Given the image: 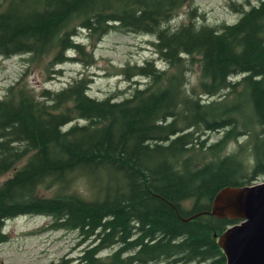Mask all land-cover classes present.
I'll use <instances>...</instances> for the list:
<instances>
[{"label": "trees", "instance_id": "trees-1", "mask_svg": "<svg viewBox=\"0 0 264 264\" xmlns=\"http://www.w3.org/2000/svg\"><path fill=\"white\" fill-rule=\"evenodd\" d=\"M185 6L188 20L170 28ZM236 7L235 23L214 27L197 25L193 0H0V58H49L46 74L59 75L51 68L94 62L79 32L94 42L120 33L150 37L164 65L122 68L138 86L121 99L92 98L83 75L54 92L21 80L7 89L0 177L12 173L0 183V245L7 221L41 217L44 231L73 232L81 248L49 264L226 263L217 238L237 222L210 215L211 203L264 177V0ZM78 178L93 199L70 191Z\"/></svg>", "mask_w": 264, "mask_h": 264}, {"label": "rangeland", "instance_id": "rangeland-1", "mask_svg": "<svg viewBox=\"0 0 264 264\" xmlns=\"http://www.w3.org/2000/svg\"><path fill=\"white\" fill-rule=\"evenodd\" d=\"M258 0H193L196 9L195 18L197 25L221 26L233 24L238 20V11L230 8L236 5L237 10H248L257 5ZM190 6H185L178 11L177 16L171 21L170 28H177L188 20L187 13ZM76 42L86 47L85 51L92 52L94 62L89 66L79 61H69L51 68V71L61 73L46 74L45 63L49 58L39 63H29L26 56L0 58V99L6 95L10 86L21 80V83L31 88L36 94L42 90L58 91L66 87L74 79L81 75L90 80L88 95L98 100L117 94V98H125L130 91L138 85L127 83L120 70L133 65H143L147 60L154 59L155 66L162 68L164 65L157 60L149 41L150 37L130 34L110 33L98 42L88 38L85 33L79 32ZM69 58H81L76 53L68 52ZM199 76L198 67L191 68L186 75L187 89L197 83ZM137 79H134L136 81ZM141 81L139 85H143ZM185 87V88H186ZM83 123V122H81ZM202 137L201 139L205 138ZM219 137L218 133L208 134L207 139L214 142ZM248 139L240 137L238 141L230 142L223 153H231L237 150ZM248 152H246L247 155ZM23 163L20 162L16 168ZM12 171L0 177V183L11 175ZM264 182V177L256 184ZM70 191L76 192L84 198L93 199L94 190L87 180L75 179ZM51 190L41 191L45 196H50ZM49 219L41 217H19L5 223L4 232L7 234V242L0 245V264H49L56 262L64 256L74 258L81 248L76 246L77 236L73 232L44 231V226Z\"/></svg>", "mask_w": 264, "mask_h": 264}, {"label": "water", "instance_id": "water-1", "mask_svg": "<svg viewBox=\"0 0 264 264\" xmlns=\"http://www.w3.org/2000/svg\"><path fill=\"white\" fill-rule=\"evenodd\" d=\"M210 215L237 222L217 238L225 264H264V182L220 190Z\"/></svg>", "mask_w": 264, "mask_h": 264}]
</instances>
